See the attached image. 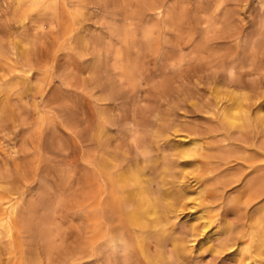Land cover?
Segmentation results:
<instances>
[{
	"label": "rangeland",
	"instance_id": "rangeland-1",
	"mask_svg": "<svg viewBox=\"0 0 264 264\" xmlns=\"http://www.w3.org/2000/svg\"><path fill=\"white\" fill-rule=\"evenodd\" d=\"M261 22L264 0H20L16 8L0 0L2 216L13 209L11 234L1 221L0 264H29L31 253L40 264H105L95 249L83 252L100 113L108 111L111 129L130 130L118 139L132 156L158 129L166 132L158 143L165 155L179 140L212 147L217 137L206 132L227 126L205 110L232 102L231 81L250 95L264 92V54L250 47L264 38ZM261 128L242 132L246 156L229 164L238 181L226 189L220 229H206L225 239L242 233L246 250L197 249L196 241L180 264H250L251 257L264 264V194L245 184L257 175L248 166L264 165L256 154ZM216 154L208 159L218 162ZM201 158L197 170L222 162ZM184 214L179 229L192 219Z\"/></svg>",
	"mask_w": 264,
	"mask_h": 264
},
{
	"label": "bare ground",
	"instance_id": "bare-ground-1",
	"mask_svg": "<svg viewBox=\"0 0 264 264\" xmlns=\"http://www.w3.org/2000/svg\"><path fill=\"white\" fill-rule=\"evenodd\" d=\"M12 2L16 8L20 0ZM24 17L21 15V18ZM260 25L258 34L262 35L264 23ZM263 39H259V42H252L254 41L252 39V43H249L250 47L255 48L260 54L262 52L264 54ZM259 44L262 47L260 50L257 48ZM231 68L233 67H230V70ZM4 76L0 49V97ZM234 81H231V90L228 92L232 102L226 104L218 100L205 110V113L221 118L227 126V129L222 125L219 129H215L214 126L206 132L214 140L217 137L212 147L217 151L215 154L221 163L214 160L215 158L214 161L208 159L215 155L209 153L212 155L209 157L206 152L212 147L198 146L184 140L177 141L173 154L165 155L158 144L159 138L166 134L162 129L155 131L153 141L149 143L142 141L140 146L138 142L134 143L137 150L140 148L141 156H138L139 153L132 156L118 139L125 135V132L128 134L130 130L123 132L111 129L113 119L108 111L100 113L93 134L95 141V155L92 161L93 185H89L91 189L86 191L82 207L85 255L95 249L101 256V261L105 259V264H180L186 258V253L196 251L193 247L196 241L199 243L197 249L204 246L206 250L216 252L233 249L231 253L236 254L246 250L242 233L225 239L220 238L221 235L212 237V234L211 236L206 232L213 223H216L215 231L220 229L221 219L218 211L222 203L228 200L226 189L238 181L237 170L231 169L229 164L246 156L242 132L257 125L264 128V105L259 102L264 92L261 90L257 92V96L250 95L247 87L240 86ZM237 107L240 115L237 117L238 123H235V117L231 118L229 114ZM230 128L235 130L230 132L228 130ZM262 132L263 134L260 133L263 136L262 140L258 146L256 145V154L264 159V129ZM197 157L199 159L204 157L201 160L207 158L208 161H204L203 164L209 165L213 162L215 163L212 165L216 162L219 164L213 167L205 165L208 168L197 170L200 167ZM86 160L89 162L87 155ZM192 167L197 170V174H193V178L190 179L186 171ZM248 168L257 175L247 180L245 184L256 190L258 196L263 195L264 165L255 164ZM6 203L0 202V227L3 225L1 221H4V227L7 228L8 234H11L13 209L8 207L9 210L5 211L4 217L2 216L4 208L1 206ZM186 210L187 213L184 214ZM182 214L183 217L188 216L192 219H189V224L184 223L185 225L179 229L177 223L181 220ZM263 252L264 249H260V253ZM251 259L250 264L257 263L254 257ZM27 262L40 264L39 256L28 254Z\"/></svg>",
	"mask_w": 264,
	"mask_h": 264
}]
</instances>
